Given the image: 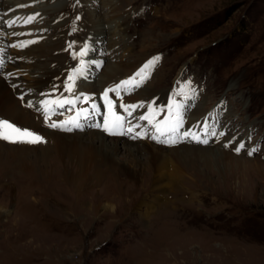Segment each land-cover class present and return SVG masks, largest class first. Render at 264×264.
I'll use <instances>...</instances> for the list:
<instances>
[{
	"label": "rangeland",
	"instance_id": "rangeland-1",
	"mask_svg": "<svg viewBox=\"0 0 264 264\" xmlns=\"http://www.w3.org/2000/svg\"><path fill=\"white\" fill-rule=\"evenodd\" d=\"M78 3L62 0L56 12L61 11V20L68 17V21L45 26V41H56L58 31L68 32L67 41L59 44L63 62L73 57L72 35L84 43L95 32L88 17L104 22L105 66L107 62L134 63L145 56L106 89L132 77L153 57L160 58L142 73L144 82L135 88L138 101V95L109 93L118 101L116 111L124 109L121 104L144 102L145 114L146 107L154 105L147 98L158 103L170 91L175 103L186 106L183 130H190L186 124L196 116L202 127L198 135L209 141L207 145L191 141L189 146L219 150L248 164L232 173L183 157L176 161L178 180L165 192L157 190L160 172L150 168V153L144 147L167 145L148 138L128 139L140 150L144 163L138 176L125 168L131 158L121 144L116 155L119 164L100 166L101 174L95 177L92 170L87 180L66 177V169L73 173L77 168L65 165V158L54 150L55 139L54 146L48 140L49 145L37 147L0 140V209L9 211L0 216V264H264V0ZM22 5L32 9L27 0ZM115 11L126 18V22L121 20L127 23L125 30L118 20L108 23ZM48 54H39V60L44 62ZM29 80L23 76L22 82L25 85ZM7 81L8 89L22 84L11 78ZM189 81L195 96L187 101L177 94L184 89L192 95ZM131 85L126 89H132ZM145 89L150 96H142ZM162 112L151 116L162 120L167 108ZM128 116L133 126L142 125L136 131L151 135L148 122L138 119L140 112ZM92 131L99 132L76 130L74 134L87 138ZM222 142L246 147L240 155L234 152L235 146H217ZM81 148L85 150V145ZM252 148L257 151L247 155ZM174 166L166 167L165 173L175 171Z\"/></svg>",
	"mask_w": 264,
	"mask_h": 264
},
{
	"label": "bare ground",
	"instance_id": "bare-ground-1",
	"mask_svg": "<svg viewBox=\"0 0 264 264\" xmlns=\"http://www.w3.org/2000/svg\"><path fill=\"white\" fill-rule=\"evenodd\" d=\"M28 1H36V0H27V2ZM42 1L43 0H41L40 3H42ZM61 1L62 0H45L46 4L44 5V2H43V6L41 5L39 7V9L43 10L44 13H46V14L51 12V13H54L55 15H57V13H58V12H56L57 11V5ZM81 1H83L86 4L87 2L90 3L92 0H88V1L87 0H81ZM125 2L128 3V0H123V3H125ZM111 3H112V6L115 5L113 1ZM114 13L116 14V11ZM125 19L126 18L121 17V16H117V14H116V15L112 16V18L109 20L108 23L111 24V23L116 22V20H118V25L120 24L121 29L125 30V26L127 25V23L123 24ZM95 21L93 19H90L88 24L90 22L91 23L93 22L94 25L98 26L99 28L101 26L105 25L104 22L102 23L100 21H96V22ZM113 28H115V27H113ZM79 30H78V32H79ZM107 32H109V30ZM57 33L59 34V32H57ZM111 33H113V31H111ZM77 35H79V34H77ZM29 41H31V40H29ZM74 49L77 50L76 45H74ZM57 50H59V42H53V40L52 41L47 40L45 42L43 41L41 44L33 45L32 47L27 48L25 53H23V55L27 56L29 64L27 63L26 65L19 66V68L22 69L24 72L28 73V76H30V75L32 76L33 74L42 75V76H39V78H36V79L34 78V79L29 80V83L27 84L28 87L38 88L39 91H42L44 89V87L47 85V81L50 80L52 77L56 76L57 73H59L58 69L60 68L61 64H59V68H57L58 64H56V66L54 68L52 67L54 62H58L61 60V56L59 54L54 55V52ZM46 52L49 53L48 54L49 58L45 59L44 62H41V60H39V58H38V55L46 53ZM33 55H36V56H33ZM143 58L138 57V60L134 63L131 62V63H110V64H106V66L102 70V73H101L102 75H100L99 81L97 84V86H100V87L96 86V88L103 89L104 86L113 82L114 78L118 75H121V74L126 75L125 73H127V75H128L132 71V69L134 67H136L137 63L139 61L143 60ZM33 60H36V61L34 62ZM75 60H76L75 61L76 63L77 62L80 63V57L79 56H77ZM98 68H100V67H98ZM80 74H81L80 79H82V82H85V80L87 79V75L89 73L86 70H84ZM44 77L46 78V81H43V80H45V79H43ZM11 82L13 83V81H11ZM6 85H8V84H4L3 81L0 80V117H5V118H8L10 120H13L25 128H32L35 130H40L41 133L44 134V139L46 140L47 145H49L48 140H52L51 145L54 146L55 144L53 143V141L55 139L57 146L54 147V150L59 151L60 155L63 158H65L66 161H63L65 163V165L66 166L72 165L75 168H77L76 171L73 173L70 170L66 169V177L74 178V180L81 179V178H86V180H87L89 177V172L92 170L95 171V177H98L101 174V171L97 168H99L100 166L105 167V166H108L110 164L111 165L114 164V166H115V165L119 164L118 160L116 158V155H117L118 151L120 150V148L122 147L121 144L124 145L123 150H126L125 151L126 155L131 158L129 163H125V168L128 171H130L131 175H133V176H136V175L138 176L139 172L143 171L144 166H142V165H144V163H143V160L139 156V155H141V152H140V150H138V148L137 149L135 148L133 143H130L128 141L130 136L128 137V135H124L122 137L118 136L119 138H113V137L105 136L98 131H92V132L87 133V138H84L85 135L81 134V133H78V134L72 133L70 135V133H63V132L59 133L60 131L57 132V131H53L51 129H48L46 127H42L40 125V122L36 121L39 118V115H37L36 112H32L31 110H27V109L23 108L21 106L19 100L15 99V95L12 93V91L10 89H8L6 87ZM143 92L144 93L142 96H144V95L150 96L151 95V92L148 89H145ZM19 94L20 93H18L17 96ZM131 94L134 95L135 91H132ZM166 94H168L169 97H166ZM174 98H175V96L173 95V93H171L170 91H167L165 93V99L162 100V104L164 106H162L161 109L167 108L170 101L175 102ZM137 99H139V95L135 97L136 101H138ZM147 99L149 100L150 98H147ZM143 103L136 102L134 104V105L138 106L137 112H140V115L144 114V111L146 110L144 108L145 103L144 104ZM160 104L161 103H159L158 105H160ZM154 107H157V106L155 105ZM41 110H43V109H41ZM123 113H125V110ZM196 113L197 112L195 111V114ZM90 120H91V118L88 119V121H90ZM184 121L187 122L186 119H184ZM189 121H191V123H190V125H189V123L186 124V126H188L187 129L194 131L195 128L197 127L200 130L198 133L202 134L201 133L202 127H200L201 123L199 122L198 118H196V116H192V119ZM198 129H197V131H198ZM218 131H219V129H218ZM216 134L218 135L219 133H216ZM48 136L51 138H48ZM215 139H219V137H217ZM83 145H85V150H81V149H83V148H81ZM189 145H190V142H187V143L182 142V143H178L177 145H174V146H168V145L167 146H161V145H151V144L145 145V147H144L145 151L150 153V157H149L150 168L153 169L155 167L157 169V171L160 172V174L157 175V182H156V186H157L158 191L165 190V192H167V190L170 189L171 186L175 185V183H176L175 181L178 180V177H179V175H178L179 165L177 164L178 162H176V161L181 160V158H183V157L185 159H188L187 161H190L193 164H194L195 160H198L205 167H212V168L214 167V168H216V170H222L223 169V170H226V171H229L232 173H234L236 170H241L240 168H243L246 164H248V161H242L239 158H235L231 155L220 152L219 150L216 151L215 149H211V148H196L194 146H189ZM31 146L37 147V145H31ZM234 146L236 147V146H238V144H236ZM229 148H233V147L230 146ZM49 151L50 150L48 149L47 153ZM40 157H46V155H41ZM17 159H19V158H17ZM171 159H172V163L170 162ZM40 160H41V158H40ZM171 164H172V166H174V165L176 166V167L175 166L173 167L175 169V171L172 170V173L169 174V171L167 169V172L165 173L166 167L167 168L171 167ZM131 168L134 169L135 172L132 171ZM155 191H156V189H155ZM3 215H9V211L7 209L1 208L0 209V216H3Z\"/></svg>",
	"mask_w": 264,
	"mask_h": 264
},
{
	"label": "snow or ice",
	"instance_id": "snow-or-ice-1",
	"mask_svg": "<svg viewBox=\"0 0 264 264\" xmlns=\"http://www.w3.org/2000/svg\"><path fill=\"white\" fill-rule=\"evenodd\" d=\"M22 7H24L22 5ZM36 16L39 15V13L35 14ZM19 19V17H17ZM35 19V16H28L25 20V23H30ZM77 20L80 19L79 16L76 17ZM6 24L8 27H13L15 25L14 20H8L6 21ZM12 35H21L20 33L13 32ZM36 41H21L20 46L21 47H27L30 44H34ZM11 47L15 48L17 47L16 44L10 45ZM71 47V45H70ZM90 53V46L88 44H85L78 52H73L72 56L73 59H76L77 56H79L80 64L83 65L86 63V60L84 59L87 57ZM159 57H153L152 60L148 61L137 73H135L132 77H129L126 80L120 81L117 85H115L114 88L106 89L103 93V98L106 101L107 104V110L111 113V119L109 116H104L101 123H95L93 125H90L92 127H95L97 129L102 130L104 133H106L109 136H124L128 135L132 139H151L157 144H163L168 146H174L178 143L182 142H191L195 141L197 144H204L207 145L209 143L206 139H201L199 135H197L194 132H191L190 130H183L184 125V111L186 106L180 103H175L173 101H170L167 106V114L165 117L161 119H155L151 116L152 113H159L162 112L163 109H154L153 106L150 104L147 106V112L145 114H141L138 119L140 121H147L150 125L151 129L153 130L151 135L147 131H136V128L142 127V125H135L133 126L130 121H128L124 116L118 115L114 110V105L111 103V100L109 99V93H119V90L125 88L126 86L132 84L133 90H135L136 87H139L140 84H142L144 81L141 78L142 73L145 69H148L149 67L153 66L155 62L159 61ZM3 64L0 62V67H2ZM139 83H134L135 81H138ZM76 86V82L73 78L72 74H69L67 77L66 82L64 83V92H67L70 94L73 93L74 88ZM188 91L192 93L191 96L188 95V92H186L184 89H181L180 93L177 95L183 96L184 99H192L195 96V89L191 87V81L188 82ZM41 95H47L44 93H41ZM19 99L22 102L26 103V106L29 109L35 108L37 111H40V109H44L42 112V115L44 116L45 121L47 122L49 117V111L47 109V105H54L58 106L59 108H64L65 105H76L78 103H85L87 104L92 98L88 95H85L83 93H76L74 97L72 98H65L63 96L58 97L55 100L51 99H43L39 101L38 106L34 104L32 101L27 100L25 96L21 95ZM121 108H124L126 112H128L129 116L132 114L133 111L137 109V105H120ZM93 111H99L97 105L94 103L89 106V108L80 109L75 118H70L69 121L64 122H56L53 121L49 123V127L53 129H59L61 131L65 132H71L74 130H83V126L80 122L81 113L84 114V119L88 120L91 112ZM125 125L127 127L125 128ZM213 135H215L213 133ZM223 135V134H222ZM0 140L7 141L11 144H29V145H38L41 143H46V140L30 131L27 128H21L17 126L15 123L10 122L8 119H0ZM225 147H228L227 144L224 145ZM245 144L240 143L238 146L234 148V151L237 154H240L242 150L245 149ZM257 150L255 148L247 150V155L252 156Z\"/></svg>",
	"mask_w": 264,
	"mask_h": 264
}]
</instances>
